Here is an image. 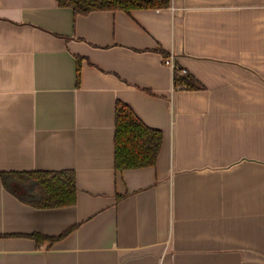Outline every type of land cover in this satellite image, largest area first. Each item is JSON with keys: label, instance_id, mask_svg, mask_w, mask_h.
I'll list each match as a JSON object with an SVG mask.
<instances>
[{"label": "crops", "instance_id": "1", "mask_svg": "<svg viewBox=\"0 0 264 264\" xmlns=\"http://www.w3.org/2000/svg\"><path fill=\"white\" fill-rule=\"evenodd\" d=\"M116 102L161 132L153 165L115 169ZM61 170L63 207L0 179V264H264V0H0V171Z\"/></svg>", "mask_w": 264, "mask_h": 264}, {"label": "trees", "instance_id": "2", "mask_svg": "<svg viewBox=\"0 0 264 264\" xmlns=\"http://www.w3.org/2000/svg\"><path fill=\"white\" fill-rule=\"evenodd\" d=\"M74 13L86 14L93 10L160 9L169 6L170 0H56ZM184 79L173 74L174 84L185 87ZM162 141L159 130L145 125L133 110L116 102L114 112V167L132 169L154 164ZM5 189L19 200L37 208L71 205L75 201L74 174L70 170L1 172ZM35 238L45 237L34 235Z\"/></svg>", "mask_w": 264, "mask_h": 264}, {"label": "built area", "instance_id": "3", "mask_svg": "<svg viewBox=\"0 0 264 264\" xmlns=\"http://www.w3.org/2000/svg\"><path fill=\"white\" fill-rule=\"evenodd\" d=\"M163 64H165V65H167V66L173 68V64H172V60H171V58L164 59V60H163ZM181 72H185V71L182 69Z\"/></svg>", "mask_w": 264, "mask_h": 264}]
</instances>
